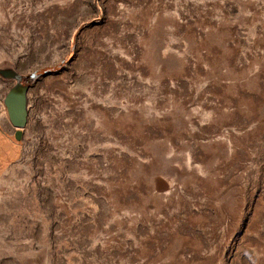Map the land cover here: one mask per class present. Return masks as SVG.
I'll return each mask as SVG.
<instances>
[{"label":"rangeland","instance_id":"rangeland-1","mask_svg":"<svg viewBox=\"0 0 264 264\" xmlns=\"http://www.w3.org/2000/svg\"><path fill=\"white\" fill-rule=\"evenodd\" d=\"M0 264H264V0H0Z\"/></svg>","mask_w":264,"mask_h":264},{"label":"water","instance_id":"water-1","mask_svg":"<svg viewBox=\"0 0 264 264\" xmlns=\"http://www.w3.org/2000/svg\"><path fill=\"white\" fill-rule=\"evenodd\" d=\"M31 74L29 77H33ZM22 79V78H21ZM24 86H15L5 94L3 99L4 107L7 111V116L10 124L15 128L14 139L21 140L22 130L26 125L27 109H26V97L24 94Z\"/></svg>","mask_w":264,"mask_h":264}]
</instances>
